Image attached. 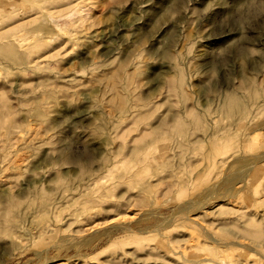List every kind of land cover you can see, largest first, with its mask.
I'll list each match as a JSON object with an SVG mask.
<instances>
[{"label": "rangeland", "instance_id": "obj_1", "mask_svg": "<svg viewBox=\"0 0 264 264\" xmlns=\"http://www.w3.org/2000/svg\"><path fill=\"white\" fill-rule=\"evenodd\" d=\"M263 187L264 0H0V264H264Z\"/></svg>", "mask_w": 264, "mask_h": 264}, {"label": "bare ground", "instance_id": "obj_2", "mask_svg": "<svg viewBox=\"0 0 264 264\" xmlns=\"http://www.w3.org/2000/svg\"><path fill=\"white\" fill-rule=\"evenodd\" d=\"M40 16H41V12L38 13V17H40ZM48 20L51 21L56 27H59L60 29H61V28H64V27H61L60 25H58L54 20L49 19V18H48ZM20 25H23V21H20ZM14 27H15V25H14ZM168 188H169V186H166V187L164 188L165 191L169 190ZM263 190H264V187H263ZM220 206H221V204L219 203V204L217 205V208L220 207ZM222 242H223V241H222ZM223 243H224V242H223ZM248 244H249V243H248Z\"/></svg>", "mask_w": 264, "mask_h": 264}]
</instances>
